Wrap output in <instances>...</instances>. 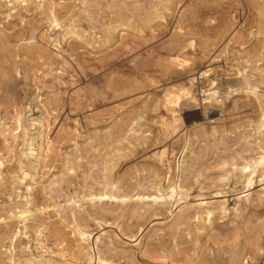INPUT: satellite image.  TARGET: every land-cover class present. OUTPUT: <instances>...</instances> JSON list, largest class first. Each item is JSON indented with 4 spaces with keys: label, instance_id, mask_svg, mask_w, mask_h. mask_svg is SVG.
Wrapping results in <instances>:
<instances>
[{
    "label": "rangeland",
    "instance_id": "rangeland-1",
    "mask_svg": "<svg viewBox=\"0 0 264 264\" xmlns=\"http://www.w3.org/2000/svg\"><path fill=\"white\" fill-rule=\"evenodd\" d=\"M0 111V264H264V0H0Z\"/></svg>",
    "mask_w": 264,
    "mask_h": 264
},
{
    "label": "built area",
    "instance_id": "built-area-1",
    "mask_svg": "<svg viewBox=\"0 0 264 264\" xmlns=\"http://www.w3.org/2000/svg\"><path fill=\"white\" fill-rule=\"evenodd\" d=\"M6 114L0 111V123L7 122Z\"/></svg>",
    "mask_w": 264,
    "mask_h": 264
},
{
    "label": "bare ground",
    "instance_id": "bare-ground-1",
    "mask_svg": "<svg viewBox=\"0 0 264 264\" xmlns=\"http://www.w3.org/2000/svg\"><path fill=\"white\" fill-rule=\"evenodd\" d=\"M245 167V166H244ZM243 169V168H242Z\"/></svg>",
    "mask_w": 264,
    "mask_h": 264
}]
</instances>
